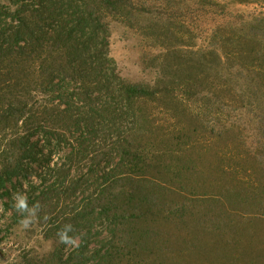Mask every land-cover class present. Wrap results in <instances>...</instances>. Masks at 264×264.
Here are the masks:
<instances>
[{
	"label": "trees",
	"instance_id": "obj_1",
	"mask_svg": "<svg viewBox=\"0 0 264 264\" xmlns=\"http://www.w3.org/2000/svg\"><path fill=\"white\" fill-rule=\"evenodd\" d=\"M116 2H0V197L6 210H14V216L21 221L26 214L21 213L17 218L20 212L15 208L13 197L19 190L28 189L27 203L29 207L40 206L35 216L41 225L61 208L62 219L51 221L47 230L49 237L58 242V231L70 223L74 231L69 235L80 237L83 242L67 260H62L64 255H60L61 264H135L139 257L145 259L155 253L157 248L153 242L158 238L159 229L154 227V222L166 192L164 186L158 185L160 180L157 178L175 163H181L178 169L180 179L187 182L180 181L179 190L201 198L214 197L215 194L224 199L227 197L231 210L235 211L238 210L235 205L250 207L252 204L248 202L253 201L254 206L264 209V180L257 178L262 176L264 179V163L256 167L257 157L249 155L246 150L235 153L224 148L229 152L222 149L216 153L204 143L205 139L207 143L223 141L227 136L226 132L209 126L212 115L223 113L226 100L230 101L228 96L224 97L225 89L222 88L221 92L217 88L214 90V86L207 92L210 109L205 119L209 139L207 136H202L201 140L190 137L198 130L191 127L189 122L195 120L187 115V119L184 117L188 122L184 129L187 133L176 140L172 137L167 140L169 145L180 144L183 148L169 151L157 148L165 143L158 130H165L168 126L156 125L149 112L141 111L138 101L156 99L161 91L119 82L105 67L110 31L108 24L96 13L104 5L107 10H116ZM118 4L124 7L122 2ZM254 25L257 26L251 31L259 33V28L264 30L261 27L264 17ZM262 35L247 38H251L254 42L251 46L256 49H251L255 54L252 63H258L259 73L255 76L260 77V85L255 77L253 87H245L246 92L236 101L245 103V98L251 95L256 102L249 103L252 113L260 110L261 114L264 113L260 108L264 104V33ZM201 58L203 60L204 56ZM215 63L211 66L204 60L198 78L209 79L220 59L216 58ZM187 93L198 96L200 90L194 87ZM237 103L230 102L227 106L238 109ZM259 117L263 121L257 143L262 144L264 114ZM189 129L191 132L187 131ZM77 133L79 135L74 136ZM198 143L213 153L209 162L200 161V158L196 160L194 147ZM61 153H65L64 163L55 165L53 159ZM246 153L248 159L256 158L252 162L253 170H244V179L249 178V182L246 184L244 179L235 178L232 186L226 177L231 171L225 167L227 157L233 159L236 156V162L241 164ZM115 157L119 158V164L112 167ZM102 164L106 168H102ZM212 170L217 171L210 172ZM217 174L221 179H214ZM240 174L238 171L237 175ZM35 177L39 182L31 181ZM221 181L224 184H220ZM78 196L80 202L75 203ZM98 221L101 230L95 234L96 238L103 234L105 239L99 241L102 243L100 250L90 252L88 247ZM223 222L218 223L217 226L221 227L218 231L229 229L225 227L228 222ZM132 223L138 224L139 229L125 230ZM145 224V228L139 227ZM199 250L202 253L203 249Z\"/></svg>",
	"mask_w": 264,
	"mask_h": 264
},
{
	"label": "rangeland",
	"instance_id": "obj_2",
	"mask_svg": "<svg viewBox=\"0 0 264 264\" xmlns=\"http://www.w3.org/2000/svg\"><path fill=\"white\" fill-rule=\"evenodd\" d=\"M9 1L0 0L3 4H9ZM116 1L122 2L124 7H120L116 2V10H107L104 5L99 7L100 10L96 13L108 24L110 31L105 67L113 72L119 82L161 91V95L156 99L138 101L141 103L138 107L143 113L149 112L156 125L168 126L165 130H158V135L165 138V145L159 144L157 148H167L166 151H169L171 148L178 150L183 146L169 145L170 141L167 140L170 137L176 140V137L187 133L184 131L187 122L184 117L187 119V115L196 121L189 122L191 127L198 130V133L192 131L190 137L200 140L202 136L210 138L205 119L210 109L207 92L210 87L215 86L214 90L217 88L222 92L225 89L224 97L228 96L230 101L226 100L223 113L212 115L209 126L210 129L226 132L227 136L223 141L220 139L209 143L205 139L204 143L208 144L206 147L216 153L224 148L235 153L246 150L249 155L257 157L256 167L262 165L264 137H260L262 144L257 141L262 125L259 115L263 116L264 113L261 114L260 110L252 113L253 109L249 103L256 102L251 95L245 98V103L239 104L236 101L240 100L239 95L246 92L245 87H253L255 77H258L260 85V77L255 76L259 73L258 63H252L255 54L251 49H256L251 46L254 43L251 38H247L263 36L264 30L261 28L258 30L260 34L251 30L258 25H254L256 21L264 17V1ZM101 10L104 12L100 13ZM261 27L264 28V25ZM240 55L247 57L246 60L240 59ZM201 56H204L203 60ZM216 58L220 59L216 70L210 73L209 79L200 80L198 74L203 68L204 60L214 66L213 64H217ZM194 87L200 90L198 96H193L194 91L191 95L187 93V90ZM230 102L237 103L238 109L227 106ZM260 108L264 111V104ZM77 135L79 133L74 134ZM203 146L201 143L195 144L194 156L196 160L200 158V161L209 162V156L213 153L207 152L210 149L204 150L206 147ZM226 149L222 151L229 152ZM247 153L241 164L236 162V156L231 159L227 154L225 167L231 171H228L229 175L226 177L232 186L235 184V178H245L244 170H253L252 162L256 158L248 159ZM64 155L65 153H61L59 157L56 156L53 159L54 164H63ZM116 164H119L118 157H115L111 166ZM101 167L106 168L105 164ZM180 167L181 163H175L162 171L157 178L160 180L158 185L166 189L165 197L161 200L164 203L160 201V213L154 222V227L159 229L158 238L153 242L157 249L149 258L139 257L135 264H264V209L254 206L253 201L248 202L252 204L250 207L235 205L238 210H231L227 197L224 199L215 194H219L218 191L214 193V197L206 198L183 192L179 190L180 181L183 180L180 179ZM234 169L241 171L242 177L237 175L238 171ZM261 177L257 178L264 180ZM214 179H221V176L217 174ZM248 179H244V183L247 184ZM38 180L35 177L31 181L39 182ZM182 182L187 184L186 180ZM220 184L224 182L221 181ZM24 189L19 190L18 194L28 198L30 191ZM80 199L78 196L75 203H79ZM4 204L0 197V264H61L63 261L59 258L60 255H64L62 260H67L83 243L79 237L78 246H63L49 237L50 232L47 230L52 222L62 219L61 208L57 209L53 216H49L44 224L41 225V221L36 218L28 228H24L22 220L19 221L14 216V210H6ZM20 214L17 218H20ZM222 221L228 222L229 225L225 227L229 229L222 228L220 233L218 229L221 227L217 225ZM137 226L135 223L128 224L125 230H138ZM145 226L146 224L139 225L141 229ZM147 226L150 227L151 224ZM100 230L98 221L94 225V237L88 247L90 252L101 249L102 243L99 241L105 239V235L99 234L97 238L95 235ZM159 249L165 251L157 252ZM199 249H203L202 253Z\"/></svg>",
	"mask_w": 264,
	"mask_h": 264
},
{
	"label": "clouds",
	"instance_id": "obj_3",
	"mask_svg": "<svg viewBox=\"0 0 264 264\" xmlns=\"http://www.w3.org/2000/svg\"><path fill=\"white\" fill-rule=\"evenodd\" d=\"M13 199L15 201L16 210L20 213L26 214L25 219L22 220L21 223L24 228H28L29 225L35 221V213L40 206L37 204L32 207H29L27 203V197L22 194H15ZM73 231V225H71L70 223L65 224L63 228L57 233L59 243L70 246H78V237H73L69 235V233Z\"/></svg>",
	"mask_w": 264,
	"mask_h": 264
}]
</instances>
